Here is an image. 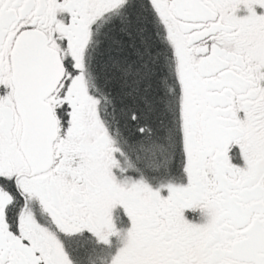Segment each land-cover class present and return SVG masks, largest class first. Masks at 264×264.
<instances>
[{
  "label": "snow or ice",
  "instance_id": "6c2138e0",
  "mask_svg": "<svg viewBox=\"0 0 264 264\" xmlns=\"http://www.w3.org/2000/svg\"><path fill=\"white\" fill-rule=\"evenodd\" d=\"M0 264H264V0H0Z\"/></svg>",
  "mask_w": 264,
  "mask_h": 264
}]
</instances>
